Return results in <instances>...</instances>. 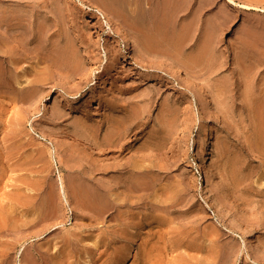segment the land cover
Returning a JSON list of instances; mask_svg holds the SVG:
<instances>
[{
  "label": "rangeland",
  "instance_id": "rangeland-1",
  "mask_svg": "<svg viewBox=\"0 0 264 264\" xmlns=\"http://www.w3.org/2000/svg\"><path fill=\"white\" fill-rule=\"evenodd\" d=\"M136 1L119 18L127 55L78 0H0L3 22L18 26H0V43L28 39L14 49L17 74L48 78L34 100L0 94V264H264V13L227 0ZM135 9L161 10V20L133 19ZM65 53L78 72L49 59ZM173 65L194 81L175 77ZM17 120L26 126L20 139L49 148L50 172L21 167L37 151L16 155ZM49 188L57 209L46 205Z\"/></svg>",
  "mask_w": 264,
  "mask_h": 264
},
{
  "label": "bare ground",
  "instance_id": "bare-ground-1",
  "mask_svg": "<svg viewBox=\"0 0 264 264\" xmlns=\"http://www.w3.org/2000/svg\"><path fill=\"white\" fill-rule=\"evenodd\" d=\"M79 2H80V4H81V7L83 6V9H85L86 11H87V13L88 12H90V13H94V14H96L98 17H99V19L100 20H102L103 22H106L107 23V25H109V27L115 32V34L119 37V39H120V46H121V49H122V51H123V53L124 54H127V55H129V54H132L133 53V50H132V43H131V39H130V36L128 35V33L126 32V29H125V27L123 26V24L121 23V21H120V19L117 17V16H119V14H115V13H112V11L107 7V3H103L102 1H100V0H78ZM169 1H171V0H169ZM175 1V0H174ZM228 2H229V4H231V6H233V7H238V6H241L243 9H245L246 11H257V12H262V13H264V7H260V6H256V5H254V4H251V3H244V4H240V3H238L237 1H235V0H227ZM74 2V1H73ZM134 2H137L136 0H113V3H112V5L114 6V7H122L123 5H130V4H133ZM141 3V2H140ZM78 4V3H77ZM168 4V3H167ZM166 4V5H167ZM135 5V4H134ZM131 6V5H130ZM133 6V5H132ZM174 6H176V5H174ZM83 11V10H82ZM73 12V11H72ZM85 12V11H84ZM71 13V12H70ZM130 16L133 18V19H140V18H144V14H143V12H139V11H136V9H135V11H131L130 13ZM260 14V13H259ZM159 15V14H158ZM125 17V16H124ZM155 18V17H154ZM224 18V17H223ZM3 18L1 17V13H0V26L1 27H3V26H8V28H11V27H14V26H17V23L16 22H3V20H2ZM16 21V20H15ZM18 27V26H17ZM7 29V28H6ZM8 30V29H7ZM143 30V29H142ZM145 30H147V29H145ZM145 30H143L144 32H145ZM15 32L17 31V33H18V31H19V29H17V28H15V30H14ZM1 32H3V31H1ZM20 32V31H19ZM259 32V31H258ZM4 33V32H3ZM2 33V34H3ZM37 33V32H36ZM246 33H247V31H246ZM250 33V32H249ZM248 33V34H249ZM254 33V32H253ZM7 34V33H6ZM15 34V36H14V38H12V39H7V38H3L2 39V42L0 43V94L1 93H3L4 92V94H5V92L6 93H9V94H14L13 96V98L11 99V100H13V102H14V100H18L19 101V99L20 98H22L23 100H25V97L26 98H36V96L38 95L37 94V89L40 87H42L43 85H45L46 83L45 82H47L48 83V78L45 76V75H43L44 73H42L41 72V74L43 75V76H41V77H36L35 75H34V79L32 80V79H30V77H27V79H25L24 77L25 76H23V78H22V76L19 74H17V72H16V70H17V68H16V64L18 63V61H17V59L15 60V57H14V49H16V47H18V46H21L20 44L21 43H19V41H21V42H23V41H27L28 39L27 38H23L24 37V35L22 34L21 36H18V34H16V33H14ZM245 34V33H244ZM257 34V33H256ZM256 34H254L253 36H256ZM39 35V34H38ZM246 35V34H245ZM261 35V34H260ZM30 36V35H29ZM259 36V35H258ZM8 37H10V36H8ZM39 37V36H38ZM44 37V36H43ZM249 38H250V35H249ZM263 38V37H262ZM255 39V38H254ZM263 40V45H264V39H261V41ZM41 41H42V39H41ZM43 42V41H42ZM259 42H260V40H259ZM150 43V42H149ZM262 43V42H261ZM25 44V43H24ZM147 44V43H146ZM253 44V43H252ZM254 45V44H253ZM27 46V45H26ZM72 46V45H71ZM153 46V45H152ZM260 46V45H259ZM258 46V47H259ZM25 47V46H24ZM81 47V46H80ZM154 47V46H153ZM261 47H262V45H261ZM260 47V48H261ZM82 48V47H81ZM264 48V47H263ZM76 49V48H75ZM262 49V48H261ZM74 50V49H73ZM263 50V49H262ZM261 50V51H262ZM59 51H61V50H59ZM22 52V51H21ZM42 52V51H41ZM64 52H68V50L66 49ZM75 52V51H74ZM73 52V53H74ZM19 53V52H18ZM38 53V52H37ZM49 53V52H48ZM63 53V52H62ZM70 53V52H69ZM20 54V53H19ZM44 54V53H43ZM57 54V53H56ZM18 55V54H17ZM38 55V54H37ZM41 55H42V53H41ZM73 55V54H72ZM40 57V56H39ZM51 57V56H50ZM41 58V61L43 60V61H45V60H47L48 61V58H47V56H42V57H40ZM47 58V59H46ZM71 58H73V57H71V55H68V53H65V54H63V55H60V56H58V57H51V58H49L50 60H52L53 61V64H55V66H57L59 69H61V68H67V69H69V70H71L73 73H76V72H78L79 71V68L81 67L80 65H77V63L76 62H74ZM74 59H75V56H74ZM21 60V59H20ZM23 61H25L24 59H23ZM46 61V62H47ZM78 61V60H77ZM49 62V61H48ZM52 63V62H51ZM78 64H79V62H78ZM50 65V64H49ZM18 66H19V64H18ZM20 66H21V63H20ZM51 66V65H50ZM53 67H54V65H53ZM56 67V68H57ZM24 68V67H23ZM20 69V68H19ZM25 70H26V68H24ZM35 69V68H34ZM83 69V68H82ZM21 70V69H20ZM20 70H19V72H20ZM25 70H22V71H24V72H26ZM60 71H62V69L60 70ZM65 71V70H64ZM18 72V73H19ZM172 72H173V75L175 76V77H178V78H181V79H185V78H188V79H191L190 77H188V76H186V74L183 72V69H181L180 67H178L177 65H173L172 66ZM21 73V72H20ZM23 74V73H22ZM25 74H27V73H25ZM51 74L53 75V73L51 72ZM80 74V73H79ZM78 75V74H77ZM51 79V78H50ZM192 81H194L193 79H191ZM45 83V84H44ZM25 84H28L29 86H30V88H26V89H28L29 90V92H27L28 90H24L23 88H24V86H25ZM198 91H199V96H200V100H201V102H202V105H203V107L206 109V110H208V109H213V103H212V101H211V99H210V97L208 96V93L206 92V90H204V89H202V88H200L199 86H198ZM2 95V94H1ZM0 95V96H1ZM2 97V96H1ZM9 98V97H8ZM19 98V99H18ZM22 99L20 100L21 102H22ZM29 100V99H28ZM34 100V99H33ZM19 101V102H20ZM11 102V101H10ZM17 102V101H16ZM26 101H24V103H25ZM31 102V101H30ZM4 103H5V101H4ZM32 103V102H31ZM3 104V102L1 103L0 102V107L1 106H3L2 105ZM5 107H6V104H5ZM3 110H4V108H2ZM2 112H4V111H2ZM5 114V113H4ZM4 115H2V113L0 112V131L2 130V128H3V123H2V117H3ZM19 117V116H18ZM21 117V116H20ZM24 118V117H23ZM15 121V120H14ZM18 121V120H17ZM24 121V120H23ZM23 121H18V122H16V123H14V125H15V127L13 128L14 130L12 131L14 134V138H15V140L17 139V138H19L21 135H22V133H23V129H24V127H26L25 126V123L23 122ZM26 122V121H25ZM12 123V122H11ZM11 125V124H10ZM116 125H117V123H116ZM5 126V125H4ZM124 127H126V126H124ZM5 128V127H4ZM116 128H117V126H116ZM121 128V127H120ZM33 129V128H32ZM126 129V128H125ZM7 130V129H6ZM29 130V129H28ZM119 130V129H118ZM24 131H26L25 129H24ZM4 132V130L1 132V133H3ZM8 132V131H7ZM28 132V131H27ZM26 132V133H27ZM32 132V131H31ZM118 132V131H117ZM203 133L202 134H210V132H211V130H210V127H206L205 129H203V131H202ZM9 133V132H8ZM25 133V132H24ZM28 134H29V137H31L30 136V133L28 132ZM118 134V133H117ZM201 134V135H202ZM120 135V134H119ZM121 136V135H120ZM24 137H25V135H24ZM23 137V138H24ZM27 137H28V135H27ZM27 137H25V138H27ZM32 137H33V133H32ZM22 138V137H21ZM23 138L22 139H20L19 138V141L20 142H18L19 144H18V148L20 147L21 149H19V152H17L16 153V155L17 154H19L22 150H26L27 148H28V146H29V149L31 150V152H32V149L33 148H35L36 149V151H37V153L36 154H31L30 153V156H28L26 159H25V161L23 162V166H21V167H30L31 166V168L33 167L34 168V166L35 167H37V169L39 170V169H43L45 172L46 171H48V172H50L51 171V153H50V151L48 150V149H43V148H41L40 146H42V145H40V144H33V142H34V140H33V142L30 144V143H25L27 140H28V138H27V140L25 141V140H23ZM112 138V137H111ZM114 138V137H113ZM112 138V139H113ZM121 138V137H120ZM107 140V139H106ZM110 140V139H109ZM123 140V139H122ZM6 141V140H5ZM31 141V140H30ZM105 142V141H104ZM120 142V141H119ZM212 142H213V139L211 138V136L209 135V137L207 138V140H206V147L208 148L209 146H211L212 145ZM11 143L13 144V142H10V146L12 147V145H11ZM15 143V142H14ZM36 143V142H35ZM38 143H40V142H38ZM43 144V143H42ZM106 144V143H105ZM120 144V143H119ZM122 144V143H121ZM1 145H2V142H1ZM3 145H5V144H3ZM14 145V144H13ZM15 145H17V144H15ZM45 145V144H44ZM43 145V146H44ZM103 145V144H102ZM114 145V141H110V143H108L107 144V148L109 147V148H111L112 146ZM118 145V144H117ZM115 146V145H114ZM2 147V146H1ZM46 147V146H45ZM116 147V146H115ZM119 147V146H118ZM13 148V147H12ZM15 148H16V146H15ZM39 148H41V149H39ZM102 148H104V146L102 147ZM28 149V150H29ZM106 149V148H105ZM34 150V149H33ZM106 151V150H105ZM111 151V150H110ZM16 152V151H15ZM29 152V151H28ZM26 153V152H25ZM110 153V152H109ZM29 154V153H28ZM14 156H15V154H13ZM22 155H23V153H22ZM26 155V154H25ZM17 156H19V155H17ZM17 156H15L16 158H17ZM24 156V155H23ZM14 157V158H15ZM19 159H22V157L21 158H18V160ZM62 161V160H61ZM64 161V160H63ZM18 162H21V161H18ZM66 162V161H65ZM71 164V163H70ZM64 165H65V163H64ZM144 166H146V165H144ZM51 167V168H50ZM67 167V166H66ZM77 167V166H76ZM80 167V166H79ZM64 168V167H63ZM123 168V167H122ZM131 168V167H130ZM137 168H139V167H137ZM27 169V168H26ZM36 169V168H35ZM54 169V168H53ZM65 169V168H64ZM128 169V168H127ZM140 169V168H139ZM24 170V169H23ZM32 170H34V169H32ZM55 170V169H54ZM53 170V171H54ZM70 170V169H69ZM68 170V171H69ZM73 170H75V168L73 169ZM73 170H71V171H73ZM107 170H109V169H107ZM111 170V169H110ZM119 171H120V168L118 169ZM128 170H130V169H128ZM148 170V169H147ZM42 171V170H41ZM40 171V172H41ZM80 171V170H79ZM104 171V170H103ZM106 171V170H105ZM104 171V172H105ZM139 171V170H138ZM137 171V173H141L142 172V170H141V172L139 171L138 172ZM25 172H27V173H29V171H25ZM32 172V171H31ZM78 172V171H77ZM107 172V171H106ZM105 172V173H106ZM123 172H125V171H123ZM131 173H133V171H130ZM39 173V172H38ZM51 173H53V172H51ZM67 173H69V172H67ZM71 173V172H70ZM107 173H109V172H107ZM130 173V174H131ZM149 173V172H148ZM31 174V173H30ZM76 174H78V173H76ZM142 174H143V172H142ZM146 174V173H145ZM27 175H29V174H27ZM39 175H41V174H39ZM49 175V174H48ZM51 175V174H50ZM124 175V174H123ZM132 175H134V174H132ZM150 175V174H149ZM25 176H26V174H25ZM67 176V175H66ZM76 176V175H75ZM79 176V175H78ZM77 176V178H80V177H78ZM83 176V175H82ZM136 176V175H135ZM145 176H147V174L145 175ZM144 176V177H145ZM1 177V176H0ZM24 177V176H23ZM27 177V176H26ZM73 177H74V175H73ZM137 177V176H136ZM147 177H149V176H147ZM25 178V177H24ZM47 178V177H46ZM51 178V177H50ZM49 178V179H50ZM63 178V177H62ZM67 178V177H66ZM65 178V179H66ZM69 178V177H68ZM76 178V179H77ZM128 178H130V177H128ZM139 178V177H138ZM141 178H143L142 176H141ZM33 179V182H34V178H32ZM41 179H43V178H41ZM48 179V178H47ZM47 179H45V180H47ZM71 179V181H72V178H70ZM1 180V179H0ZM22 180V179H21ZM68 180V179H67ZM66 180V181H67ZM79 180V179H78ZM130 180H132V179H130ZM135 180H137V179H135ZM48 181V180H47ZM46 181V182H47ZM51 181V180H50ZM64 179H62V182H63V185H64ZM65 181V182H66ZM70 181V180H69ZM74 181V180H73ZM91 181V180H90ZM1 182V181H0ZM37 182V181H36ZM40 182V181H39ZM42 182V181H41ZM52 182V181H51ZM79 182V181H78ZM77 182V183H78ZM80 182H82V181H80ZM35 183V182H34ZM57 183V182H56ZM67 183V182H66ZM76 183V184H77ZM84 183V182H83ZM87 183V182H86ZM30 184H33V183H31L30 182ZM45 184H47V183H45ZM80 184H82V183H80ZM21 185H23V184H21ZM24 185H27V184H24ZM40 185V184H39ZM44 185V184H43ZM50 185V184H49ZM58 184H56L55 185V183H54V186H57ZM66 185V184H65ZM88 186V188H89V186H90V188H92V190H94L93 189V187L91 186V185H87ZM22 187H24V186H22ZM25 187H27V186H25ZM28 187H30V186H28ZM45 187V186H44ZM47 187H48V185H47ZM53 187V186H52ZM58 187H60V185L59 186H57V188ZM79 187V186H78ZM101 187V186H100ZM16 188V187H15ZM37 188V187H36ZM43 188V187H42ZM66 188V187H65ZM83 188V187H82ZM86 188V187H85ZM89 188V189H90ZM98 188V187H97ZM45 189V188H44ZM48 189V188H47ZM88 189V190H89ZM22 190V189H21ZM29 190V189H28ZM40 190H41V188H40ZM43 190V189H42ZM74 190V189H73ZM100 190V189H99ZM103 190V189H102ZM27 191V190H26ZM25 191V192H26ZM30 193L28 194V195H26V198H25V204H26V206H28L29 207V209L31 210V209H33L32 208V195H34L33 193H35L34 192V190H33V187H32V189L30 188ZM38 191V190H37ZM47 191V202H46V205L48 206V208L51 210L52 208L54 209L55 207H56V209H57V206H56V203H55V201H54V199H53V197H54V195L56 196V194H58V191H56V193H54V190H53V192H51L52 190L49 188V190H46ZM46 191H45V193H46ZM87 191V190H86ZM94 191H96V189L94 190ZM104 191V190H103ZM15 192V191H14ZM18 192H19V190H18ZM21 192V191H20ZM43 192V191H42ZM42 192H41V194H42ZM59 192H61V190L59 191ZM67 192V191H66ZM89 192H91V190L89 191ZM97 192L98 191H96V194H97ZM40 193V192H39ZM81 193V192H80ZM16 194V193H15ZM27 194V193H26ZM36 194H37V192H36ZM60 194H62V193H60ZM75 194V193H74ZM93 193H91V195H92ZM99 194V193H98ZM24 195V194H23ZM38 195V194H37ZM37 195H34V196H37ZM59 195V194H58ZM78 195V194H77ZM95 195V194H94ZM22 196V195H21ZM40 196V195H39ZM43 196H44V194H43ZM62 196V195H61ZM68 196V195H67ZM87 196V195H86ZM98 196V195H97ZM25 197V196H24ZM42 197V196H41ZM69 197V196H68ZM89 197V196H88ZM5 198V197H4ZM16 198V197H15ZM21 198V197H20ZM35 198V197H34ZM62 198V197H61ZM81 198V197H80ZM100 198V197H99ZM98 198V199H99ZM39 199H40V197H39ZM38 199V197L36 198V202H37V200H39ZM57 199V198H56ZM89 199V198H88ZM92 199V198H91ZM95 199H97V197L96 198H94V200ZM23 200H24V198H23ZM58 200H61L60 198L58 199ZM85 199H83V201H84ZM93 200V201H94ZM20 201H22V200H20ZM35 201V200H34ZM88 201H90V200H88ZM99 201H100V199H99ZM12 202V201H11ZM59 203H61V201H58ZM79 202H80V200H79ZM87 202V201H86ZM96 202V201H95ZM2 203V202H1ZM0 203V204H1ZM4 203H5V201H4ZM15 203V202H14ZM13 203V204H14ZM18 203V202H17ZM53 203H55V205L53 204ZM85 203V202H84ZM84 203H82V204H84ZM13 204H12V206H13ZM24 204V205H25ZM33 204H35V203H33ZM79 204V203H78ZM86 204V206H87V204L88 203H85ZM90 204H92V202L90 203ZM95 204V203H94ZM20 205V204H19ZM40 205V204H39ZM42 205V204H41ZM58 205V204H57ZM22 206H23V204H22ZM62 206H63V204H62ZM3 207V206H2ZM1 207V208H2ZM11 207V206H10ZM16 207V206H15ZM18 207V206H17ZM16 207V208H17ZM39 207V206H38ZM40 207H42V209H44L43 208V206H40ZM58 207H59V205H58ZM88 207H90L89 205H88ZM60 208H62L61 206H60ZM13 209V208H12ZM27 209V208H26ZM52 209V210H53ZM30 210H28V211H30ZM39 210V209H38ZM60 210V209H59ZM97 210V209H96ZM2 211H3V209H2ZM22 211V210H21ZM36 211V210H35ZM35 211L33 212V214L32 215H34V213H35ZM40 211V210H39ZM38 211V214L40 213ZM46 211V210H45ZM49 211V210H48ZM62 211V210H61ZM60 211V212H61ZM8 212H10V211H8ZM25 212V211H24ZM31 212V211H30ZM55 212H56V210H55ZM1 213V212H0ZM37 213V212H36ZM30 214V213H29ZM45 214V213H44ZM9 215V214H8ZM11 215V214H10ZM45 215H47V214H45ZM54 215V214H53ZM58 215V214H57ZM7 216V215H6ZM14 216H15V212H14ZM13 216V217H14ZM47 216H51V217H53L52 215H47ZM62 216V215H61ZM13 217H12V219H13ZM35 218H36V215L34 216ZM39 217H41V214H39ZM42 217H43V214H42ZM45 217V216H44ZM44 217H43V219H44ZM51 217H50V219H51ZM55 217V216H54ZM1 218V217H0ZM10 218V217H9ZM30 218V217H29ZM32 218H33V216H32ZM37 218H38V216H37ZM57 218V217H56ZM47 219V218H46ZM50 219H49V217H48V221H50ZM58 219H61V217L59 218V216H58ZM5 220V219H4ZM11 220V219H10ZM24 220V219H23ZM27 220V219H26ZM40 220V219H39ZM41 220H42V218H41ZM55 220V219H54ZM12 221H14V220H12ZM11 221V222H12ZM35 221V220H34ZM44 222H45V220H43ZM48 221H46L47 222V224L49 223ZM63 221V220H62ZM1 222V221H0ZM7 222H9L8 221V219H7ZM11 222H10V224H11ZM27 222V221H26ZM39 222V221H38ZM38 222H37V225H38ZM40 222H42V221H40ZM44 222H42V223H44ZM51 222V221H50ZM55 222V221H54ZM12 223H16V222H12ZM24 223V222H23ZM34 223V222H33ZM36 223V222H35ZM41 223V224H42ZM1 224V223H0ZM8 224V223H7ZM22 224V223H21ZM52 224V223H51ZM54 224V223H53ZM57 224H58V222H57ZM14 225V224H13ZM59 225V224H58ZM10 226V225H9ZM22 226V225H21ZM31 226V225H30ZM35 226V225H34ZM1 227H2V225H1ZM23 227V226H22ZM28 227V226H27ZM4 228V227H3ZM6 229V228H5ZM7 230V229H6ZM66 242V241H65ZM64 243V242H63ZM27 246V245H26ZM25 247V246H24ZM11 248H13V247H11ZM14 248H15V246H14ZM14 248H13V250H14ZM26 248V247H25ZM8 249V248H7ZM12 249H11V251H13ZM27 250H29V249H27ZM10 251V250H9ZM10 251V252H11ZM23 251V250H22ZM5 252H6V250H5ZM9 252V253H10ZM30 252H32V251H30ZM7 253V252H6ZM12 253V252H11ZM23 253H24V251H23ZM43 253V252H42ZM25 254V253H24ZM45 254H47L46 252H45ZM12 255V254H11ZM42 255H44V254H42ZM41 255V256H42ZM7 256V255H6ZM24 255H22V257H23ZM26 257V256H25ZM23 259H25V258H23ZM149 261V260H148ZM147 261V262H148ZM22 263V262H21ZM29 263V262H28Z\"/></svg>",
  "mask_w": 264,
  "mask_h": 264
},
{
  "label": "crops",
  "instance_id": "crops-1",
  "mask_svg": "<svg viewBox=\"0 0 264 264\" xmlns=\"http://www.w3.org/2000/svg\"><path fill=\"white\" fill-rule=\"evenodd\" d=\"M102 1L103 3H107V7L112 11V13H115V14H119V16H117L118 18H121L125 15V11L123 10V7H114L112 5L113 3V0H100ZM143 14L145 15L144 16V22H146V20H149L150 22H158L156 18H158V20H161V17H162V14H161V10H158V12H156L155 10H143ZM159 14V15H158ZM155 17V18H154ZM164 17H166V14L164 12Z\"/></svg>",
  "mask_w": 264,
  "mask_h": 264
}]
</instances>
